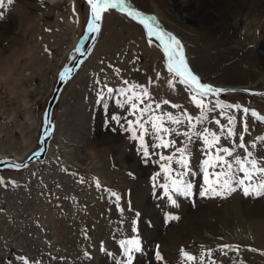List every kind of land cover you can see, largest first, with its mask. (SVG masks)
<instances>
[{
    "label": "rangeland",
    "instance_id": "obj_1",
    "mask_svg": "<svg viewBox=\"0 0 264 264\" xmlns=\"http://www.w3.org/2000/svg\"><path fill=\"white\" fill-rule=\"evenodd\" d=\"M132 3L153 16L157 12L156 23L181 41L189 67L201 79L246 88L207 100L264 115V0ZM5 5L0 7V153L31 149L30 154L41 145L43 113L57 78L77 57L89 5L86 0H13L11 5L5 0ZM105 85L114 91L108 94ZM132 85L146 86L151 101H170L157 115L184 110L199 115L189 87L167 71L159 41L150 38L138 20L110 9L92 53L55 104L56 130L48 157L23 170L0 172V264H24L19 257L29 264H121L125 256L119 241L134 235L143 250L134 255L133 264H264V196H245L237 189L201 197L202 161L208 149L195 136L189 142L173 134L167 138L175 140V146L164 149L153 148L155 138L146 135L150 156L145 162L139 141L110 120L111 114L126 115L116 100L122 99L121 88ZM101 91L103 103L97 102ZM227 111L237 117V135L221 136L216 147L240 143L243 113ZM213 117L227 124L217 109L196 131L219 133ZM165 123L181 133L188 130L187 122ZM247 124L244 143L255 158H264V143L251 147L256 137L264 136V122L249 115ZM185 144L192 173L183 178L193 184V194L173 193V205L160 187L169 181L156 153L169 156ZM211 151L214 154L215 148ZM234 154L243 157L244 150L235 147ZM171 168L173 178L184 171L175 159ZM111 192L120 196L119 207ZM182 250L196 260L187 261ZM157 252L163 259L156 258Z\"/></svg>",
    "mask_w": 264,
    "mask_h": 264
},
{
    "label": "snow or ice",
    "instance_id": "obj_2",
    "mask_svg": "<svg viewBox=\"0 0 264 264\" xmlns=\"http://www.w3.org/2000/svg\"><path fill=\"white\" fill-rule=\"evenodd\" d=\"M13 0H7V5H11ZM86 3L90 6V19L87 24V30L89 32L99 31L100 25L99 20L102 19V14L110 9L119 8L121 11H126L127 14L134 19L139 18L147 30V35L155 40L159 41L163 48V52L166 56V67L169 73H172L174 78H179V83L187 85L189 87L191 100L193 104L200 109L199 115L193 117L186 110L182 111L180 115H173L171 112H162L159 115L155 114L157 110L161 109L162 105H168L170 101L163 100L161 102L151 101L149 90L143 85H132L130 88H121L119 95L122 99L116 100V104L119 108L126 110V115L121 116L119 114H111L110 120L120 124L124 131L131 134V138L139 141L140 148L143 156L147 158L150 156L148 150V144L146 143L145 137L151 134L156 143L152 145L153 148H164L168 149L174 147L176 141L168 139L167 137L173 134L179 136L183 135L191 142L195 136L203 140L205 147L208 149L207 158L202 161L203 175H204V186L201 188L199 195L201 197L207 196H221L230 194L237 189H240L245 196H264V158H255L253 152L249 150L248 145L244 143V134L248 132L247 119L249 115L258 121L264 122V115H260L253 109L241 108L240 105H229L221 103L218 99L207 100L209 96H219L220 93L229 91L228 89L214 87L211 84L204 83L201 78L196 75L189 67L188 61L184 54V46L181 41L171 33L163 30L158 23H155V18L151 16H144L140 11L131 8L128 5L127 0H86ZM5 0H0V7H4ZM3 13H0V17ZM151 42V41H150ZM79 51V49H77ZM60 78H65V73L60 74ZM99 83V81L97 82ZM127 83V81L125 82ZM168 84L170 87L175 88L173 80H169ZM107 93L111 94L114 90L107 88ZM139 89V91H137ZM146 99L149 102H145ZM104 92L98 93L99 103H103ZM155 103V107H153ZM143 105V106H141ZM127 106V107H126ZM105 107H107L105 105ZM173 108H180V105L173 104ZM220 109V117L227 121V124L222 125L219 118L213 117L212 121L219 126V133L209 128H204L203 131H196L197 124H203L209 121V113ZM228 109H237L242 111L243 115L240 117V122L243 126V131L239 133L240 143L235 145L244 150V156L235 155V147H216L221 140V136L226 138H232L237 135L235 131V125L237 123V117L234 114H229ZM152 113L151 115H148ZM133 117L129 119L128 117ZM121 120L125 123L121 124ZM165 122H170L172 125L180 126L187 122V131L179 132L177 127L166 126ZM126 125V126H125ZM151 133L149 132V127ZM139 133V134H137ZM257 141L264 143V136L256 137V140L251 142V147H256ZM215 148V153H212V149ZM179 153V156H176ZM159 155L158 163H160L161 170L165 174V179L169 183L160 185L165 191V195L168 197L170 202L175 205L176 200L172 198L173 193L183 195L185 197L193 194V184L186 181L183 177L190 175L192 170L190 168V156L191 153L188 151L187 144L183 147L175 149V153L169 156L162 154ZM228 157L232 159L229 160ZM180 165L183 172L176 174V178H173V169L171 164L173 160ZM19 167V165H17ZM219 168V171L216 169ZM211 169V171H209ZM242 173L241 176H237L236 173ZM156 175H159L157 173ZM155 180V176L153 177ZM3 178L0 177V183H3ZM99 186V181H97ZM116 198L117 207H119L120 196L115 193H110ZM123 211L122 209H120ZM139 216V213H137ZM171 219H178V217H170ZM136 221H133L135 225ZM135 231V227L133 228ZM119 244L123 248L125 260L121 264H133L134 255L141 252V240L138 236H131L127 239H121ZM224 248H230L231 245H224ZM102 250L103 247H102ZM211 250H209V253ZM182 256L187 261L196 260V257L190 253L183 252ZM156 258L163 259L159 252L156 253ZM24 264H29L25 257H19Z\"/></svg>",
    "mask_w": 264,
    "mask_h": 264
},
{
    "label": "water",
    "instance_id": "obj_3",
    "mask_svg": "<svg viewBox=\"0 0 264 264\" xmlns=\"http://www.w3.org/2000/svg\"><path fill=\"white\" fill-rule=\"evenodd\" d=\"M128 5L131 8L142 12L144 14V16H146V17L147 16L154 17L153 15L149 14L148 12L143 11L140 8L131 5L129 2H128ZM117 9H119V8H117ZM124 12L127 14L126 11H124ZM89 19H90V6H89V17H88V20H87V23L85 26V30H84L82 36L78 39V41L76 43L75 51L77 52V57L74 59V61L71 64L67 63L66 66H64V68L61 70L60 74L62 72H64L65 78L62 80L60 78V74H59V76L57 78L56 85L54 87V90H53L50 98L48 99L46 107L44 109L43 125H42V129H41V134H40L41 145L38 148H36L34 151H32L27 157H25V159H22V160L17 159L15 157H11V156L0 157V172L6 171V170H16V171L22 170V169L28 167L29 165H31L32 163H34L38 160H43L46 158V155L48 154V151L50 149L51 142H52V139L54 137L55 130H56V125H55L54 121L52 120L55 104L59 101V99L62 95V92L64 90V87L66 86L68 81H70L74 77L77 70L83 65V63L86 61L88 56L93 51L95 44L98 41V38L100 36V32L102 30L104 13L102 14V19L98 21V23L100 25L99 31L89 32L87 30V24H88ZM136 20H138L140 22L139 18H136ZM154 22L156 23V19ZM160 27L163 30L170 33V31L166 27H164L163 25ZM77 49H79V51H77ZM201 81L204 83L211 84L214 87L224 88V89H228V90L246 89L245 86H241V85L216 84V83L211 82L205 78H202ZM262 92H264V91H262ZM251 93L256 94V93H261V92H256L253 90V91H251ZM17 165H19V167H17Z\"/></svg>",
    "mask_w": 264,
    "mask_h": 264
},
{
    "label": "bare ground",
    "instance_id": "obj_4",
    "mask_svg": "<svg viewBox=\"0 0 264 264\" xmlns=\"http://www.w3.org/2000/svg\"><path fill=\"white\" fill-rule=\"evenodd\" d=\"M51 1H53V0H51ZM127 2H129L131 5H133V6H135V7H137L136 5H134L133 3H132V0H127ZM108 12H110V11H108ZM105 13V12H104ZM155 14V16L154 17H159V15L157 14V12H155L154 13ZM156 18V19H157ZM92 53V52H91ZM89 57V56H88ZM81 68V67H80ZM79 68V69H80ZM78 69V70H79ZM77 70V71H78ZM246 87H248V86H246ZM30 150L31 149H25L24 151H22V152H18V151H16V152H14V153H12V154H6V153H0V157H3V156H11V157H15V158H17V159H25V157H27L28 156V154H29V152H30ZM48 155V154H47ZM46 155V156H47ZM48 157V156H47ZM35 163V162H34ZM33 164V163H32ZM31 164V165H32ZM31 165H29L28 167H30ZM28 167H26V168H28ZM25 169V168H24ZM23 170V169H22Z\"/></svg>",
    "mask_w": 264,
    "mask_h": 264
},
{
    "label": "crops",
    "instance_id": "obj_5",
    "mask_svg": "<svg viewBox=\"0 0 264 264\" xmlns=\"http://www.w3.org/2000/svg\"><path fill=\"white\" fill-rule=\"evenodd\" d=\"M236 175L239 177V176H241V175H242V173H239V172H238V173H236Z\"/></svg>",
    "mask_w": 264,
    "mask_h": 264
}]
</instances>
